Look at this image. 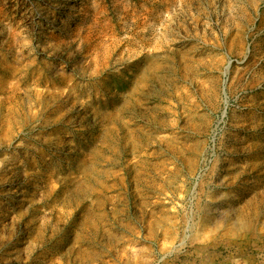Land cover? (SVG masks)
Returning a JSON list of instances; mask_svg holds the SVG:
<instances>
[{"label":"rangeland","instance_id":"rangeland-1","mask_svg":"<svg viewBox=\"0 0 264 264\" xmlns=\"http://www.w3.org/2000/svg\"><path fill=\"white\" fill-rule=\"evenodd\" d=\"M0 264H264V0H0Z\"/></svg>","mask_w":264,"mask_h":264},{"label":"bare ground","instance_id":"bare-ground-1","mask_svg":"<svg viewBox=\"0 0 264 264\" xmlns=\"http://www.w3.org/2000/svg\"><path fill=\"white\" fill-rule=\"evenodd\" d=\"M229 71H230V66L227 67V72H229ZM16 244H17V243H16Z\"/></svg>","mask_w":264,"mask_h":264}]
</instances>
